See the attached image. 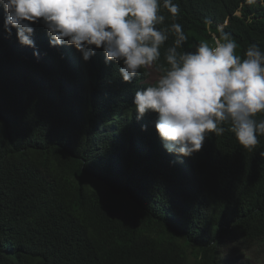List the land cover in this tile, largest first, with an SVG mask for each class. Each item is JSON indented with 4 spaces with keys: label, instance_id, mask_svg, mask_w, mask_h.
<instances>
[{
    "label": "trees",
    "instance_id": "trees-1",
    "mask_svg": "<svg viewBox=\"0 0 264 264\" xmlns=\"http://www.w3.org/2000/svg\"><path fill=\"white\" fill-rule=\"evenodd\" d=\"M174 2L177 17L162 13L182 25V51L221 32L242 57L264 50V0ZM4 18L0 7V264H242L224 260L228 242L264 245V135L250 150L226 130L169 153L158 114L134 111L148 69L123 82L102 48L84 61L42 23L22 46Z\"/></svg>",
    "mask_w": 264,
    "mask_h": 264
},
{
    "label": "clouds",
    "instance_id": "clouds-1",
    "mask_svg": "<svg viewBox=\"0 0 264 264\" xmlns=\"http://www.w3.org/2000/svg\"><path fill=\"white\" fill-rule=\"evenodd\" d=\"M0 7L4 30L11 35L15 29L22 46L35 47L31 25L42 23L51 46H74L84 61L102 48L106 64L122 65L123 82L151 69L153 83L136 91L134 111L137 119L158 114L155 129L169 153L190 157L206 136L226 130L250 150L264 135V120L256 119L264 113V50L250 44L242 57L237 41L221 32L213 43L182 51V25H165L162 13L179 15L174 0H0Z\"/></svg>",
    "mask_w": 264,
    "mask_h": 264
},
{
    "label": "rangeland",
    "instance_id": "rangeland-1",
    "mask_svg": "<svg viewBox=\"0 0 264 264\" xmlns=\"http://www.w3.org/2000/svg\"><path fill=\"white\" fill-rule=\"evenodd\" d=\"M148 70L150 72L151 82H153L154 73L151 69ZM223 252V258L227 261L237 259L242 264H264V245H261L259 242H252L246 239L235 244L228 242Z\"/></svg>",
    "mask_w": 264,
    "mask_h": 264
}]
</instances>
